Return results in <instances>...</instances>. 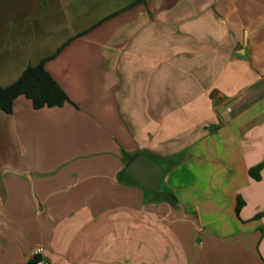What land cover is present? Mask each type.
<instances>
[{
	"label": "crops",
	"instance_id": "obj_1",
	"mask_svg": "<svg viewBox=\"0 0 264 264\" xmlns=\"http://www.w3.org/2000/svg\"><path fill=\"white\" fill-rule=\"evenodd\" d=\"M42 59L68 101L0 109V264H264V0H0V85Z\"/></svg>",
	"mask_w": 264,
	"mask_h": 264
},
{
	"label": "trees",
	"instance_id": "obj_2",
	"mask_svg": "<svg viewBox=\"0 0 264 264\" xmlns=\"http://www.w3.org/2000/svg\"><path fill=\"white\" fill-rule=\"evenodd\" d=\"M45 59H42L35 65H28L19 77L11 84L6 86L0 85V109L6 113H10L13 99L18 95H25L27 98L31 99L34 108H41L43 106H59L65 101H68L64 91L45 71L43 67ZM136 155L137 153L131 155L129 162ZM262 165L263 164L260 163L249 171L253 178H259L258 172ZM160 192H162V188L159 191L150 193L152 195H158ZM239 206L240 201L237 203L236 210H238Z\"/></svg>",
	"mask_w": 264,
	"mask_h": 264
},
{
	"label": "water",
	"instance_id": "obj_3",
	"mask_svg": "<svg viewBox=\"0 0 264 264\" xmlns=\"http://www.w3.org/2000/svg\"><path fill=\"white\" fill-rule=\"evenodd\" d=\"M125 171L145 190L156 192L161 189L164 168L144 153H138L127 165Z\"/></svg>",
	"mask_w": 264,
	"mask_h": 264
},
{
	"label": "built area",
	"instance_id": "obj_4",
	"mask_svg": "<svg viewBox=\"0 0 264 264\" xmlns=\"http://www.w3.org/2000/svg\"><path fill=\"white\" fill-rule=\"evenodd\" d=\"M42 251H43V249L40 246L33 249L32 253H31V255H32V259H31L32 264H49V263H47L46 261H44L42 259V257H41Z\"/></svg>",
	"mask_w": 264,
	"mask_h": 264
},
{
	"label": "rangeland",
	"instance_id": "obj_5",
	"mask_svg": "<svg viewBox=\"0 0 264 264\" xmlns=\"http://www.w3.org/2000/svg\"><path fill=\"white\" fill-rule=\"evenodd\" d=\"M8 2H10V1H8Z\"/></svg>",
	"mask_w": 264,
	"mask_h": 264
}]
</instances>
